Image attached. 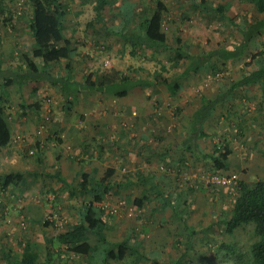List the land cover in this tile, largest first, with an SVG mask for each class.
I'll return each mask as SVG.
<instances>
[{
    "label": "rangeland",
    "instance_id": "1",
    "mask_svg": "<svg viewBox=\"0 0 264 264\" xmlns=\"http://www.w3.org/2000/svg\"><path fill=\"white\" fill-rule=\"evenodd\" d=\"M3 1L9 10L24 15L25 19L16 18L13 21L15 29L0 25V45L21 39L25 42L26 36L30 38V4L27 0ZM63 1L70 10L68 35L80 43L79 56L73 62L74 78L82 80L91 73L109 77L118 74L130 75L145 82L131 90L124 99L111 93L85 91L69 102L52 86L41 87V94L38 95L42 102L41 109L28 111L39 115L37 121L34 123L32 119V126L13 132L12 145L20 153L10 159L5 167L7 171L22 170L28 188L23 196L17 197L24 201L16 208L20 211L17 222L7 220L10 227L4 234L20 239L17 252L21 254L25 241L30 240L29 235L37 242L50 217H55V221L46 230L49 238L67 232L76 221L73 211L92 200L90 194H81L79 188L71 189L78 187L80 172L87 171L99 178L108 167L115 166L131 182L137 181L141 173L144 176L149 173L161 187L157 193L159 196H156L155 188L148 190L147 185L136 183L122 189L115 187L104 197L101 207L107 219H112L107 227V238L110 241L125 237L137 240L132 244L138 255V263L133 261L131 264H154L159 259L163 264H235L236 255L223 250V244L234 245L236 254L249 260L251 245L256 240L253 227L250 224L229 235L225 221L239 195L240 183L254 186L264 180V86L256 84L249 90L225 87L236 82L245 72L244 64L249 61L248 54L254 52L253 49H248L236 59L217 60L210 63L206 71L194 72L180 79L183 90L175 93L163 85H157L155 75L165 65L167 71L162 74L171 81L178 80L189 65L188 61L176 63L170 52L152 49L145 54L140 51L132 56L131 47L107 31L121 23L120 14L123 13H131L130 19L137 28L142 12L146 10L148 13L150 0H112V9L104 11L99 23L93 22L96 0ZM163 1L169 9L166 26L172 43L177 37H182L192 54L210 48L232 51L240 46L242 35L233 29L228 19H220L214 11L193 9L185 0ZM208 2L212 6L219 4L226 7L225 12L230 19L245 17L250 23L260 17L253 6L239 0ZM53 70L64 74V63ZM27 90L29 93L31 88L24 90L22 97L15 91L13 93L11 87L4 88L0 82V95L11 105L6 114L13 126L17 121L22 124V103L25 101L28 105H34L37 101L38 97H29L25 92ZM204 97L224 99L205 122L203 127L208 137L201 138L200 142L208 154L213 153L215 144L227 142L232 150L228 170L214 173L210 160L179 161L181 149L176 150L174 142L172 159L167 162H161L156 153L145 154L151 157L150 161H134L130 157L140 149L136 148L137 139H147L151 144L164 138L173 141L185 139L184 128L189 123L192 127V117L196 108L201 107ZM73 139H84L85 142L80 144ZM97 139H107V142ZM112 139L127 140L124 157L116 159L103 154V159H98L101 149L107 148L112 154L115 145ZM85 146L88 151L79 154ZM58 173L67 178L71 188L54 177L53 174ZM43 174H46L45 177ZM217 175H235L237 181L227 187L212 186L208 180ZM114 180H118V177ZM146 195L149 201L138 207L135 201ZM163 204L172 207L163 208ZM29 208L33 210L37 224L32 222L34 218L26 215L25 211ZM91 238L92 244H97L96 236L91 235ZM56 245L57 249L63 250ZM105 246L101 244L93 260L90 259L91 263L99 262ZM62 253L64 257L61 255V263L84 262L81 256ZM132 258L136 259V256Z\"/></svg>",
    "mask_w": 264,
    "mask_h": 264
},
{
    "label": "trees",
    "instance_id": "2",
    "mask_svg": "<svg viewBox=\"0 0 264 264\" xmlns=\"http://www.w3.org/2000/svg\"><path fill=\"white\" fill-rule=\"evenodd\" d=\"M32 8L29 17V27L33 39L31 56L27 53L20 57V63L16 69H5L0 62V82L7 86L16 84L22 90L25 85L35 82L48 81L53 86L61 90L66 100L75 97L82 92L111 93L118 98H125L128 93L142 85L145 81L139 80L130 75L112 77L107 75H97L91 73L82 80L74 78L73 62L79 56V41L69 36L68 16L69 6L63 0H27ZM193 9L202 11H214L220 19H228L233 29L242 35V42L238 49L232 51H222L218 48H210L192 54L189 46L182 37H177L175 43L169 40L167 32V14L169 12L167 3L163 0H150L149 8L142 12L141 22L135 27L132 22L131 13L120 14L122 21L118 25L107 29L109 35L120 38L126 45L131 47L132 56H136L140 51L147 53L152 49L156 52L168 51L172 55L173 62L188 61L186 67L178 80L171 81L162 73L167 71L165 65L155 75V83L163 85L173 92L182 91V84L179 80L187 78L191 73L203 72L207 70L210 63L217 60H231L242 56L248 49H253L248 55L249 61L244 64V74L228 85L225 89L244 88L260 84L264 86V0H239L253 6L257 14L260 15L250 23L245 17L234 20L227 17L223 5L212 6L208 0H185ZM112 0H96L94 6L95 18L93 22H101L104 11L111 8ZM18 18L24 20V15H17L7 8L3 0H0V25L6 28L15 29L13 21ZM92 26V23H90ZM64 63L65 74L58 76L53 72V68ZM35 92V90H33ZM223 91V90H222ZM21 92V91H20ZM34 94L31 93L29 97ZM23 97V94H21ZM3 97H0V149L7 147L12 142V123L8 119L6 109L3 107ZM224 101L223 97L211 100L203 98L201 107L194 112L192 117V127L189 126L184 140L185 150L194 156H198L203 161H212L214 173L228 170L229 159L232 150L227 142L215 144L212 154L204 153L199 143L201 138L206 139L207 133L204 131L205 122L211 117L217 105ZM3 105V106H2ZM36 110L41 109L39 102L34 104ZM22 116H26L32 105L25 101L22 103ZM194 120V121H193ZM204 126V127H203ZM163 162V161H162ZM115 169L109 167L99 178L91 176L89 173H81V181L78 185L81 194H90L92 200L82 204L78 211V224L70 231L60 233L56 237L46 240V260L40 262L36 247L29 241L24 243L23 252L19 258H14L8 253L7 258L16 261L17 264H70L60 262L62 251L67 254H74L81 257H89L93 260L96 252L101 249V244L106 245L104 254L101 256L102 262L107 259L123 261L126 253L137 254L129 246V242L114 244L106 239L107 226L109 221L105 210L101 207L104 197L110 193L114 184L111 179L115 175ZM142 182L153 184V180L144 179ZM158 188L157 186H155ZM75 188V189H76ZM74 189V190H75ZM159 191V189H158ZM157 191V193H158ZM157 196H159L157 194ZM148 197L137 199L135 204L142 207ZM172 207L170 204H163V208ZM110 220V219H109ZM54 223L46 220L44 226L50 227ZM226 233L233 235L234 232L244 226L250 225L254 229L256 240L251 245V257L246 260L243 255H237L234 245H221L231 255H236L235 264H264V180L258 181L254 186L240 183V191L235 199L231 213L226 217ZM91 235L96 236L97 244L94 248ZM56 243L63 248L57 249ZM58 262V263H55ZM154 264H163L162 261L155 260Z\"/></svg>",
    "mask_w": 264,
    "mask_h": 264
},
{
    "label": "crops",
    "instance_id": "3",
    "mask_svg": "<svg viewBox=\"0 0 264 264\" xmlns=\"http://www.w3.org/2000/svg\"><path fill=\"white\" fill-rule=\"evenodd\" d=\"M28 29H29L28 32H29L30 38L26 36L25 42H23V39H21V41L20 40L19 41H13V42L10 41L9 44L7 43V44H4L3 46L0 45V48H4V49L0 50V62L3 63V67L5 69H16L17 66L20 63V57L23 54L27 53L29 56H31L32 47H33V39L31 40V33H30L29 25H28ZM18 48H20V49L18 50ZM53 72L56 75H58V76H63V74L61 72H59V71L55 72L53 70ZM240 77H239V79H240ZM43 85H48L50 87L52 86L56 91H58L59 93H61L63 95V93L61 92L60 89H58L57 87L53 86L48 81L30 83L28 85H25L22 90L16 84L11 85V86H7L6 84H4L2 82V86L4 88H10L11 87L12 90H13V93L15 91L20 96H21V94H23L24 90H26L27 88L30 87L31 90L29 91V93H28V90L25 91V92H27L28 95H30L31 93H33L34 96L36 95V98L38 97L36 102H39L40 105H42V102H41V100H40L38 95L41 94V87ZM252 87L253 86H251L249 89H251ZM261 87H263V86H261ZM249 89H247V90H249ZM33 90H35V92ZM182 90H183V88H182ZM4 93H5V91H3V94ZM129 93H128V95H129ZM1 96L2 95H0V97ZM31 96H33V95H31ZM120 99H124V98H120ZM2 102L4 103L3 104L4 106L3 105L2 106L5 107L6 112H7V110H9L11 108V105H9V103L7 104L8 101L5 100V99H3ZM14 105H12V106H14ZM34 106L35 105H32V108L30 110H32V109L36 110V108ZM19 108H20V106H19ZM196 110H197V108H196ZM36 111H39V110H36ZM38 117H39V115L32 114V113L28 112V114L26 116H23V120H21L22 124H20L18 121L14 122L15 129H14V126L12 124V137L14 136V133H16L18 131H24V129H25L24 127L29 128L30 125L32 126L33 123H32L31 120L33 119L34 123H35V121H37ZM189 126H190V123H189L188 127L186 126L184 128V132L185 133L187 132ZM74 140L75 141L76 140L79 141L80 144H83V142H85L84 139H73V141ZM101 140H102V142H107V139H97V141H99V142ZM112 140H114L113 143H115L113 149L111 150L112 154H110V150L107 149V148H105L103 150L101 149L100 150L101 153L100 152L98 153V155H99V157H97L98 159H103V157H102L103 154H106L105 157L108 156V155H112V157H115L116 159H120V157H124L123 154L126 152L125 149H124V146L127 143V140H123V141H121V139H112ZM138 140H139V142L136 145V148L137 149L140 148V149H138L137 151H134L132 153V155H130V157L133 158L134 161H136V160H146V159H149L148 161H150L151 157L150 156H146L145 154L156 153L157 156L160 158L161 162L162 161L167 162V160H171L172 159V154H173L172 150H174V149H172L173 145H174L173 142L175 143V145H177V147H175L176 150L178 148L181 149L179 151V153H178V154H180L179 161L180 160L188 161L190 159L191 160H193V159L198 160L199 159L198 156H194V155H192L191 153H189L188 151L185 150V148H184L185 145L183 144L185 139H183L182 141H181V139H176V141H173V139H165L164 138V139H158L157 143H154V144H151L150 141H146L147 139H144V138H143V141L140 140V139H137V141ZM200 140H199V143L201 145ZM13 141H14V139H12V142L7 147H4V148L0 149V227L3 224V227L0 228V264H17L16 261L13 262V260H11V258L8 259L7 258L8 255L7 254L11 253L15 259L19 258L21 256V254H22V253L20 254V253L17 252L18 246L20 244V241H19L20 239H18V237H12V235L10 237H7V234H4V233H6L7 230H9V227H10L9 226L10 222L9 221L7 222V220L11 221V219H14L17 222V218L19 217L18 216V212H20V211L17 210L16 208L18 207L19 203H23L24 202L22 199L19 200L20 198H17V197L23 196L25 194V190L28 188L27 184H26V180H24V172L22 170L21 171H15V170L12 169L10 171H7L6 167H5L7 163H10L9 162L10 159H12L14 156L16 157V154L18 152L20 153V151H17L18 149L15 146L12 145ZM27 141H33V139H27ZM134 142H135V140H133V143ZM178 144H180V146ZM201 147H202V145H201ZM202 150H203L204 153H206L204 151L203 147H202ZM87 151H88V147L85 146V147H82L81 151H79L78 153L79 154H81L82 152L86 153ZM199 160H201V159H199ZM4 167H5V169H3ZM111 167H113L115 169V171H116L115 175L112 177L113 179H111L112 184H114L113 188L116 187L117 189H120V188L122 189V188H125L127 185L128 186L130 184H134L135 185L137 183V184H140L142 186L147 185L148 186V190H151V189L154 190V188H155L156 196H157L158 189L159 190L161 189V187H158L159 185L154 182V177L152 175H150L149 173L146 176H144V174L141 173L142 175L140 177L138 176L137 181L132 180V182H131L128 178L124 177V175H122L121 172L118 171L117 167H115V166H111ZM81 173H83V172H80V174ZM85 173H88V172L85 171ZM45 175L46 174H43V177H45ZM53 175H54L55 178L57 177L58 179L63 181L65 186L71 188V186L69 184L70 182L67 180V178H63L60 173H58L56 175L53 174ZM116 177H118V180L115 181L114 178H116ZM123 178L125 180H123ZM144 179L153 180V184L146 183V182L143 183L142 180H144ZM155 186H157L158 188H156ZM75 188L76 187L71 188V189L74 190ZM145 197H148V196L146 195ZM146 201H149V197H148V199ZM25 205H27V202L25 203ZM78 211H79V209H75L73 211L74 212L73 214L75 216L74 220H76L75 223L73 224V227H75V225L78 224V220H79ZM25 213H26L27 216L30 215L32 218H34V214H33V210L32 209L30 211V208H29V210H26ZM111 220L112 219H110V220L108 219V221H109L108 226H110ZM32 222L37 224L38 221H36L35 218H34ZM73 227L71 229H73ZM47 228L48 227L44 228L43 234H41V237L38 239L37 242H35L34 239H32V237L30 235H29L30 240H26V241H29L32 245H34L36 247V251H37V253L40 256V258H39L40 262H44L46 260V253H47V251H46V245H47L46 240L49 238L47 233H46ZM71 229H69L68 231H70ZM125 238L122 239V240H119V241L118 240L110 241L107 238V234H106V239L108 240V242H111V243H114V244H118V243H124V242L128 241L129 242V246L131 247L130 249L131 250H132V248L134 249L135 247L133 246L132 242L137 243V240L132 239V238H128V239H125ZM91 241H92V238H91ZM96 242H97V240H96ZM139 242L141 243V241H139ZM139 242H138V244H140ZM93 246L95 248L96 244H93ZM63 255H62V257H64ZM133 256H136V259L132 258ZM137 257H138V255L134 254L133 252L131 254L126 253L124 260L121 261L120 264H131L133 261H134L133 263H138ZM83 258H82V261H84V262H82L83 264H93V263H91V260H90L89 257H85L84 259ZM102 259L103 258H101L97 264H111V262H113V263H118L119 262V261H115L112 258V259H107L105 261V263H103ZM146 259L148 260V262H150L149 258L146 257ZM55 263H58V262H55Z\"/></svg>",
    "mask_w": 264,
    "mask_h": 264
},
{
    "label": "built area",
    "instance_id": "4",
    "mask_svg": "<svg viewBox=\"0 0 264 264\" xmlns=\"http://www.w3.org/2000/svg\"><path fill=\"white\" fill-rule=\"evenodd\" d=\"M237 181V176L233 175L232 177H225V176H213L210 177V179L208 180V182L212 185V186H218V187H227V186H231L233 184H235ZM48 221L50 222H54L55 221V217H50L48 219Z\"/></svg>",
    "mask_w": 264,
    "mask_h": 264
}]
</instances>
